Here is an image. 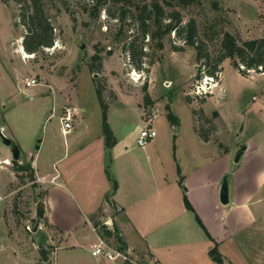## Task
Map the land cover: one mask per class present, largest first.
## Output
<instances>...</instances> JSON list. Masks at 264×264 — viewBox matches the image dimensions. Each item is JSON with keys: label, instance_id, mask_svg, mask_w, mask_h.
Returning a JSON list of instances; mask_svg holds the SVG:
<instances>
[{"label": "rangeland", "instance_id": "1", "mask_svg": "<svg viewBox=\"0 0 264 264\" xmlns=\"http://www.w3.org/2000/svg\"><path fill=\"white\" fill-rule=\"evenodd\" d=\"M133 1L142 6L154 0ZM157 1L170 12L163 0ZM45 5L55 41L50 48L30 55L22 47L26 30L18 17V5L0 0V131L18 146L17 165L28 164L33 172L31 178L30 171L18 170L11 147L4 146L0 139V264H53L54 249L62 239L47 222L46 206L55 221L68 214L75 219L77 209L74 198L68 196V187L81 208L93 205L97 189L94 182L104 186L101 167L109 164L110 156L116 158V167L122 173L126 162L132 168L136 165L146 178L154 180L162 174L170 179L176 175L174 145L177 163L185 171H190L193 164L211 172L221 168L215 156L218 147L230 144L225 149L231 151L246 147L251 158L237 166L246 176L241 178L245 179L244 186L254 188L255 183L247 176L254 178L258 164L252 158L256 152L248 151L256 147L264 154V68L257 72L240 64L246 73L243 76L225 59L217 79L203 77L196 81L200 62L195 60V51L188 46L174 51L173 44L182 46L174 33L167 35L163 49L157 50L156 41L149 36L142 39L133 7L128 8L133 15L120 21L121 5L110 2L98 11L89 0H45ZM176 10L182 25L195 20L198 39L211 58L224 32L240 42L264 37V0H202ZM130 42L145 54L140 61L136 57V66L127 54ZM95 54L99 60L93 61ZM32 79L36 85L23 88L24 82ZM196 85L205 93L194 95ZM144 86L150 104L144 103ZM97 88L108 107L107 123L117 141L114 146L108 147L102 135ZM72 106L79 109L77 123L63 136L58 117ZM215 110L221 113V121ZM168 113L177 123L168 120ZM149 126L156 136L143 150L136 139L140 130ZM194 129L210 140L211 145L198 149V153H213L212 163L195 158L191 164V156L196 153ZM232 154L234 161L237 154ZM3 160H9V164H3ZM43 173H59L61 177L51 183ZM87 176L92 177L87 180ZM127 176L122 178L123 183L128 181ZM108 239L116 247L115 238ZM240 243L245 247L256 245L243 240ZM39 247L46 249L47 261L41 260ZM58 258L59 264L125 262L116 259L98 263L83 242L74 250L60 251ZM143 258L139 256L136 262L147 264Z\"/></svg>", "mask_w": 264, "mask_h": 264}, {"label": "crops", "instance_id": "2", "mask_svg": "<svg viewBox=\"0 0 264 264\" xmlns=\"http://www.w3.org/2000/svg\"><path fill=\"white\" fill-rule=\"evenodd\" d=\"M215 111L217 119L221 121V113ZM219 128L222 135L220 123ZM194 133L196 153L191 156V164L196 161L195 158L212 163L213 153H198V149L203 150L210 144V140L204 141L195 129ZM116 142L115 139L114 145ZM174 146V162L180 169V175L175 171L176 175L170 179L161 174L158 179L153 180L142 176V171L140 172L136 165L132 168V165L126 162L122 173L121 168L116 167V158L110 156L109 164H103L101 167L105 174L104 186L94 182L97 189H94L96 199L93 205H83L81 208L75 193L68 187L65 189L68 190V196L74 198V206L77 209L75 219L70 218L68 214L55 221L49 216L46 206L47 222L62 239L54 249L53 264H59L60 251L74 250L82 242L90 250L100 234L93 230L89 219L99 211L103 220L116 229L117 239L125 245L127 256L135 261L142 256L143 261H153L156 264H217L209 256V251L216 242L225 264H264V154L259 153L256 147L248 151L256 152L252 158L257 162L258 168L254 178L247 176L248 181L255 183L254 188H247L243 184L245 179L241 181L243 168L237 166L240 161L245 163L247 158H251L246 147L244 150L239 148L233 151L225 149L230 144L223 145L222 149L218 147L215 156L217 162H221V168L211 172L198 169L193 164L190 171H185L180 163H177V146ZM239 151L242 153L239 161L235 163L231 152L233 156ZM126 165L130 168L128 171ZM202 168L204 169V166ZM35 169L39 182V170L36 167ZM125 174L129 179L123 183ZM44 175L51 183H56L61 177L59 173ZM225 176L229 201L227 204H221L219 190L221 180ZM91 177L87 176L86 179ZM245 177L244 175L243 178ZM113 183L116 184L115 190ZM257 192L261 194L254 197L253 194ZM184 197L193 212L185 208ZM112 210L116 213L112 214ZM196 216L208 234L198 224ZM242 233L244 236L241 239ZM240 240L254 242L256 245L245 247ZM94 258L98 263L106 262L105 258Z\"/></svg>", "mask_w": 264, "mask_h": 264}, {"label": "trees", "instance_id": "3", "mask_svg": "<svg viewBox=\"0 0 264 264\" xmlns=\"http://www.w3.org/2000/svg\"><path fill=\"white\" fill-rule=\"evenodd\" d=\"M3 3L7 1L15 2L19 7V19L22 26H24L26 33L22 39L23 50L27 54H35L43 48H50L55 41L54 28L50 23V20L46 13L45 0H1ZM94 3L93 10L98 11V8L105 5L107 2L113 5H121L120 14L118 20L122 21L126 18V15L131 14L132 7L134 8V13L136 16L138 29L141 33L142 39L149 36L151 40L156 41V49H163V39L174 33L179 39H181L182 46H176L173 44L171 48L174 51H181L184 46L191 47L195 51V60L200 62V66L197 69L195 80L199 81L203 77H209L213 79L218 78V74L221 72V64L225 59L230 60V64L234 69H236L241 75L246 73L239 68V65L245 66L246 70L263 71L264 68V37L258 39H249L245 41H239L236 36L229 32H224L218 48L215 50V56L213 58L208 55L205 50L204 43L198 39V29L194 19H189L187 23L182 25L181 14L178 7L186 8L193 4H199L202 0H163L165 7L170 9V12H166L164 6H162L157 0L152 1L150 4H144L139 6L133 0H89ZM215 3H213V7ZM129 8V9H128ZM112 17L114 15H111ZM133 42L129 43L127 48L130 61L136 66V57L140 59L145 55L142 51H137L133 47ZM144 43V42H143ZM111 53L108 52V55ZM93 61L99 60L98 55L95 54L91 58ZM93 67V66H91ZM140 68V66H139ZM144 103L150 104V98L146 92V86L143 87ZM96 95L99 100L101 110H102V135L105 139V143L108 147L115 144V138L113 136L112 130L107 123V105L103 102L100 88L96 89ZM217 115V113H215ZM168 120L172 123H177L176 117L171 113L167 114ZM199 136L207 141L208 138L199 134ZM13 164L17 166L18 170L30 171V177H33L32 169L30 165H17L15 161ZM176 172L180 175V169L177 166ZM111 180V179H109ZM181 180V179H180ZM116 189V184L113 183V190ZM184 206L188 211L193 212V208L188 202L187 198H183ZM100 212V211H99ZM92 215L89 219L93 227L98 231L100 236L103 238H115L119 250L124 252L126 250L125 245L122 242H118L117 232L114 227H107L102 225L103 215L99 214ZM198 224L203 228L201 221L196 216ZM207 233V232H206ZM208 234V233H207ZM217 243L209 251V256L212 261L217 264H225L224 259L218 252ZM39 255L42 261H47V251L46 249L39 247ZM123 264H130L125 261Z\"/></svg>", "mask_w": 264, "mask_h": 264}, {"label": "built area", "instance_id": "4", "mask_svg": "<svg viewBox=\"0 0 264 264\" xmlns=\"http://www.w3.org/2000/svg\"><path fill=\"white\" fill-rule=\"evenodd\" d=\"M34 85L36 84L33 79L27 80L24 82L23 88L29 89ZM194 91H195L194 95H201L202 93H205L204 89L201 86L199 87L198 85L195 86ZM78 115H79V109L76 106L65 108L64 111L59 115L58 120L60 124V131L63 136H66L74 129V126L77 123ZM155 136H156L155 130L151 126L146 127L140 130V133L136 139V145L141 149H144L147 146V144L153 140ZM2 163L8 165L9 160H3ZM102 225H105L108 228L110 227L106 221H102ZM93 230L96 231L94 227ZM108 240L110 239L99 236L90 248L91 256L96 258H105L106 260H110V261L121 259L122 261H128L130 264H139L135 260L130 259L126 254V251L122 252L119 250V247L115 239L114 242L116 244V247L111 246ZM147 264H156V263L150 261Z\"/></svg>", "mask_w": 264, "mask_h": 264}, {"label": "water", "instance_id": "5", "mask_svg": "<svg viewBox=\"0 0 264 264\" xmlns=\"http://www.w3.org/2000/svg\"><path fill=\"white\" fill-rule=\"evenodd\" d=\"M0 139H1L2 144L4 146L11 147L10 152H11L12 160L17 161L19 159V156H20V151H19L18 146H16L15 144H12L11 139L6 137L1 131H0ZM241 150H244V148H241ZM241 152L242 151H239L237 153L235 160H234L235 163H237L239 161V158L241 156ZM219 201L221 202V204H227L229 201V198H228V182H227L226 176L221 180V183H220Z\"/></svg>", "mask_w": 264, "mask_h": 264}]
</instances>
